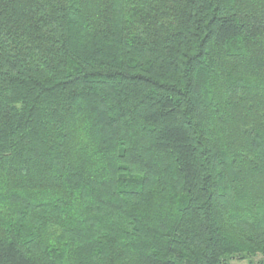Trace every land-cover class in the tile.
I'll use <instances>...</instances> for the list:
<instances>
[{
  "label": "trees",
  "instance_id": "16d2710c",
  "mask_svg": "<svg viewBox=\"0 0 264 264\" xmlns=\"http://www.w3.org/2000/svg\"><path fill=\"white\" fill-rule=\"evenodd\" d=\"M264 264V0H0V264Z\"/></svg>",
  "mask_w": 264,
  "mask_h": 264
},
{
  "label": "rangeland",
  "instance_id": "374dc122",
  "mask_svg": "<svg viewBox=\"0 0 264 264\" xmlns=\"http://www.w3.org/2000/svg\"><path fill=\"white\" fill-rule=\"evenodd\" d=\"M260 259V256L250 258V259H237L234 258L229 261V264H259L258 260Z\"/></svg>",
  "mask_w": 264,
  "mask_h": 264
}]
</instances>
